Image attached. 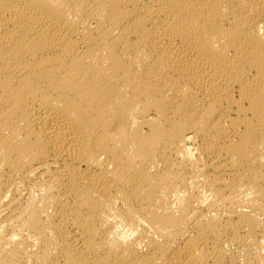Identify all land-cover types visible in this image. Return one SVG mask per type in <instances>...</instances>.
Listing matches in <instances>:
<instances>
[{"label": "bare ground", "instance_id": "bare-ground-1", "mask_svg": "<svg viewBox=\"0 0 264 264\" xmlns=\"http://www.w3.org/2000/svg\"><path fill=\"white\" fill-rule=\"evenodd\" d=\"M0 264H264V0H0Z\"/></svg>", "mask_w": 264, "mask_h": 264}]
</instances>
